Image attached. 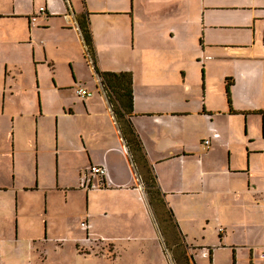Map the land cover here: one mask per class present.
Here are the masks:
<instances>
[{"label":"crops","instance_id":"crops-1","mask_svg":"<svg viewBox=\"0 0 264 264\" xmlns=\"http://www.w3.org/2000/svg\"><path fill=\"white\" fill-rule=\"evenodd\" d=\"M69 1L0 0V264H34L21 248L60 223L55 193L67 201L79 187L88 198L90 164L106 166L107 187L149 204L97 88L80 16L98 69L132 73L128 117L181 236L196 240L215 223L218 240L193 244L205 249L202 264H264V0ZM79 86L93 94L79 96ZM51 141L54 169L42 173ZM69 238L87 242L84 255L112 251ZM181 241L174 258L197 264V247Z\"/></svg>","mask_w":264,"mask_h":264},{"label":"rangeland","instance_id":"rangeland-1","mask_svg":"<svg viewBox=\"0 0 264 264\" xmlns=\"http://www.w3.org/2000/svg\"><path fill=\"white\" fill-rule=\"evenodd\" d=\"M100 82L97 84L99 92L108 97V91ZM85 83L88 84L87 81ZM52 150V141L45 142L39 154L42 173H45L47 165L54 169ZM24 159L28 160L23 154L20 161L24 162ZM63 176H66V172H63ZM105 187L89 188L88 198L85 190L77 187L76 191L68 192L67 201L64 192L55 193L52 213L59 215L61 224L55 218L45 238L36 239L21 248L26 261L34 264H185L184 257L174 258V240H182L180 247L186 245L192 250L197 247V254L193 252L197 264L207 261V258L202 257L205 249L200 245L194 247L193 244L218 240L214 228L217 224L208 226L205 232L199 230L196 240H186L181 236L178 220L170 206L166 205L167 213L163 218L164 207L159 202L148 204L144 198L137 200L138 196L135 198L119 188ZM64 213L68 216H63ZM87 235L93 239L91 244L97 241L99 246L104 247V251L112 250L110 254L84 255L80 253L81 250L86 249L83 251L88 253L92 251L87 248L89 246L86 241L81 239L77 244L74 238L65 239ZM201 235L205 238L202 239Z\"/></svg>","mask_w":264,"mask_h":264},{"label":"trees","instance_id":"trees-1","mask_svg":"<svg viewBox=\"0 0 264 264\" xmlns=\"http://www.w3.org/2000/svg\"><path fill=\"white\" fill-rule=\"evenodd\" d=\"M78 21L87 45V53L92 55L93 60L91 63L93 64L95 72L100 76L101 83L108 91V98L112 104L111 107L121 129L125 144L137 168V172L142 177L149 203L153 205L155 201L159 202L161 207H164L162 210V217L165 218L164 214L167 213L166 203L161 196L160 189L157 186L156 176L143 151L141 140L128 117V115L133 111L132 73L130 71L115 72L99 70L96 64L93 39L89 29L88 20L85 16H80ZM230 83V81L227 82L228 93ZM158 207L161 208L160 206Z\"/></svg>","mask_w":264,"mask_h":264},{"label":"built area","instance_id":"built-area-1","mask_svg":"<svg viewBox=\"0 0 264 264\" xmlns=\"http://www.w3.org/2000/svg\"><path fill=\"white\" fill-rule=\"evenodd\" d=\"M65 2L68 4V7L70 6V1L65 0ZM46 11L44 6L39 7L38 13L32 14L30 16L31 22H34L36 20V17L38 14H44ZM89 59L92 62L93 58L92 55L89 53ZM101 83V82H100ZM76 92L81 97H88L93 94V92L83 86H79L76 89ZM205 144H208V140L204 141ZM84 181L83 186L85 188H101L105 187L107 184V168L104 164L98 163V164H90L85 172H84ZM261 201L264 204V195L262 196ZM261 256L264 257V251L261 252Z\"/></svg>","mask_w":264,"mask_h":264}]
</instances>
